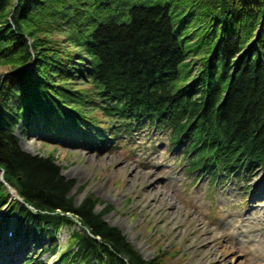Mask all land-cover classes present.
I'll use <instances>...</instances> for the list:
<instances>
[{"label":"trees","instance_id":"trees-1","mask_svg":"<svg viewBox=\"0 0 264 264\" xmlns=\"http://www.w3.org/2000/svg\"><path fill=\"white\" fill-rule=\"evenodd\" d=\"M1 67L0 173L23 200L4 231L14 222L16 240L49 241L53 255L59 231L76 227L64 264L168 263L143 259L105 221L112 206L76 205L55 155L22 151V124L97 131L105 147L149 123L187 143L191 171L264 172V0H0ZM8 199L0 178V208Z\"/></svg>","mask_w":264,"mask_h":264},{"label":"rangeland","instance_id":"rangeland-1","mask_svg":"<svg viewBox=\"0 0 264 264\" xmlns=\"http://www.w3.org/2000/svg\"><path fill=\"white\" fill-rule=\"evenodd\" d=\"M196 61L198 58L189 60L194 75L201 67ZM10 71L1 67L0 78ZM76 84L82 85V82L78 79ZM106 122L102 119L101 124L112 128L120 124ZM96 132L61 136L63 133L44 128L43 122L37 120L28 126L22 124L15 136L25 153L55 155L63 168V176L76 182L71 192L76 205L87 196H94L101 202L99 212L107 205L112 206L105 221L117 227L143 259L159 256L168 264H211L207 257L213 250L235 245V255L227 257L234 258L235 264H264V172L256 171L241 178L220 175L219 181L214 183L213 174L206 167L186 170L191 168L187 146L184 143L173 146L166 129L149 125L132 134H121L105 147H101ZM147 173L160 180L164 196L157 203L173 205L164 207L169 210L171 220L162 212L152 215L140 202V182ZM257 190L258 200H253ZM7 211L3 210L1 218ZM75 230L76 227L61 231L60 244L64 252ZM187 239L194 240V250L190 249ZM4 240L5 237L0 241ZM33 246L23 241L8 246L3 252L4 261L11 260V252H16L17 248L23 251L15 255L12 262L7 259L3 264H23L26 248L25 254H31L37 264H60V259L51 260L44 254L46 245Z\"/></svg>","mask_w":264,"mask_h":264},{"label":"bare ground","instance_id":"bare-ground-1","mask_svg":"<svg viewBox=\"0 0 264 264\" xmlns=\"http://www.w3.org/2000/svg\"><path fill=\"white\" fill-rule=\"evenodd\" d=\"M114 177H115V175H114ZM152 177H153L152 174L147 173V174L143 175V177L141 178L140 187H141L142 193L140 195V202L142 203L145 210L148 211L149 213H151L152 215H154L158 212H160V213L162 212L161 214H163L165 217H167L171 220V218H172L171 214H170L169 210L165 209V208H166V206L168 208L169 207L172 208L173 205L172 204L168 205L165 202H160L159 204L157 203L158 199L160 197H162V195L164 196V194L162 193V188L160 186V180L156 177H154V178H152ZM153 190H155V193H152ZM258 196H259V190L255 191V195L253 197V200H258V199H256V198H258ZM174 220L175 219L173 218V221ZM199 232H201V231L199 230ZM201 234L202 233L198 234L199 238H202ZM187 240H188L187 243L189 245H191L190 249L193 248V250H194V240L193 241H192V239H187ZM235 248H236L235 245H229V246L225 245L224 247L221 248V250L220 249L219 250L218 249L213 250L211 252L210 256L207 257V260L210 261L211 264H235L234 258L232 260L227 258L230 255H235ZM1 251L2 250H0V264H3V255H2ZM257 253L261 254L260 251H257ZM198 257H199V255H198Z\"/></svg>","mask_w":264,"mask_h":264}]
</instances>
